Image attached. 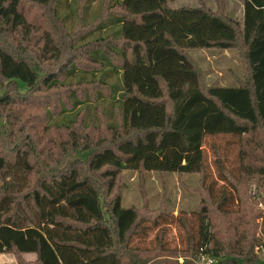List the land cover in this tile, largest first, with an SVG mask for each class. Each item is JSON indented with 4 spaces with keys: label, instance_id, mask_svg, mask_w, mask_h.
<instances>
[{
    "label": "trees",
    "instance_id": "trees-1",
    "mask_svg": "<svg viewBox=\"0 0 264 264\" xmlns=\"http://www.w3.org/2000/svg\"><path fill=\"white\" fill-rule=\"evenodd\" d=\"M62 1L68 6L66 25L59 19ZM109 1L105 15L95 14L96 25L78 32L82 45L76 52L97 66L66 61L64 76L59 34L27 13L33 5L50 8L59 30L58 19L74 25L69 1L0 0V36L17 37L23 54L37 46L41 57V63H32L0 44V105L13 101L6 90L10 82L53 89L78 75L77 82L85 83L82 96L70 94L72 109L85 107L81 124L75 127L71 118L55 123L75 127L57 144L65 157L57 155L52 138L42 148L31 140L18 144L13 157L0 150V253H35L38 264H160L153 248L133 243L145 229L140 225L147 214L140 211H152L147 204L124 206L118 182L127 171L198 173L207 197L197 212L198 233L182 218L187 239L182 264H201L203 257L210 260L205 264H264V209L258 208L264 207V0H243L242 23L202 5L173 8V0ZM240 39L244 74L238 84L206 85L191 51L232 49ZM93 100L101 102L106 126L86 124ZM4 116L13 122L10 112ZM213 135L239 142L237 172L213 144L218 169L240 199L238 209L224 208L226 192L215 199L206 183L203 142ZM213 205L233 214L219 228ZM44 240L51 256H43ZM157 241L155 249L163 250L161 233Z\"/></svg>",
    "mask_w": 264,
    "mask_h": 264
},
{
    "label": "rangeland",
    "instance_id": "rangeland-1",
    "mask_svg": "<svg viewBox=\"0 0 264 264\" xmlns=\"http://www.w3.org/2000/svg\"><path fill=\"white\" fill-rule=\"evenodd\" d=\"M68 1L69 5L71 4L70 9L73 11L72 15L74 17V25L72 26H64L62 22H59V19L64 23L67 20L65 15L68 13V6L63 1L59 4V30H56L57 26L54 23L50 8L30 6L27 17L33 19V21H39L42 26L47 27L48 25L49 27L47 28H49L50 32L59 34V46L61 50L59 68H61V71L66 61L69 62V66L80 64V66L85 68L95 67L97 65L89 63L76 52V47L82 45L77 41L79 37L78 32L83 34L96 25L93 21L95 14L100 17L105 15L110 1ZM169 5L173 8L202 5L210 8L212 11L222 12L224 15L237 19L240 23L244 21L243 0H173L169 2ZM85 6H88V8ZM75 16H77V19ZM0 44H4L8 49L18 54H23L21 50H18L19 43L15 36L13 38H2L0 36ZM41 44L39 43V46ZM26 49L27 52L23 54L24 56L30 58L32 63H41V57L38 54L39 48L37 46L31 45L26 47ZM244 51L243 41L240 39L239 45L236 48H197L193 49L191 54L197 61L202 80L206 85L233 86L238 84L236 78L244 74ZM51 65H54V63H51ZM60 74L65 76L63 71ZM78 77L77 75L71 79L73 83H69L63 77V85L53 89L42 87L41 90H32L23 84L19 87L13 82L7 83L6 90L12 96L13 101L10 105H0V117L4 120L3 124L0 125L1 152L13 157L18 144L20 145L23 142L31 140L32 143L34 142L42 148L43 146L47 147L48 140L52 138L55 142L53 149L57 155L65 157L63 155L64 152L59 150L57 144L59 141L68 138L70 130L72 131L78 123L81 124L82 116L85 114L84 105L82 104L72 109L73 104L70 99L71 91L74 90L78 92L79 96H82V86L85 83L77 82ZM4 91L1 90V92ZM89 103L92 106V110L90 111L92 116H87L86 124L89 127L94 125L106 126L107 118L101 102L93 100L89 101ZM62 109H65V111L60 114ZM8 112L14 118L12 123L4 119V115H7ZM69 118L76 119L75 127H58L55 124H66L69 122ZM77 131H80V129H77ZM97 133V131H94V134ZM213 144L218 146L228 169L237 172L239 142L230 135L207 136L203 142L207 185L212 187L215 199H219L226 192L228 198L223 206L224 208L230 210L238 209L240 199H237L231 185L225 181L218 169L216 162L217 154L213 148ZM118 184H120L118 187L119 191L124 186L123 191L121 190L124 206H137L141 208V206L147 204L149 210L152 211L151 215H149L148 210L140 211L143 217L147 214V217H145L147 218L146 221L140 225L145 229L142 232L139 231L140 233L137 236L134 235L133 243L140 247L153 248L152 255L155 256L156 262H161L160 264H182L184 262V258L182 257L183 251L187 246L186 228L182 223V218H185L192 225L193 230L198 233L197 212L203 197H207L200 187V174L179 175L177 173L158 174L151 172L140 175L137 172L127 171L125 177ZM212 208L214 210V222L218 228L225 220L233 217V214L217 211L214 205ZM258 208L264 209L263 204H259ZM159 212L163 215L158 217L156 223H154L151 219L159 214ZM257 221H262V219L259 218ZM160 233L164 237L165 246L163 250L155 249L158 243L157 237ZM43 244V256H51L52 251L50 246L45 240ZM0 264H38L37 255L35 253L21 254L18 252L0 253Z\"/></svg>",
    "mask_w": 264,
    "mask_h": 264
},
{
    "label": "built area",
    "instance_id": "built-area-1",
    "mask_svg": "<svg viewBox=\"0 0 264 264\" xmlns=\"http://www.w3.org/2000/svg\"><path fill=\"white\" fill-rule=\"evenodd\" d=\"M205 260H206V258L203 257L201 264H205V263L208 262V261L210 262V260H207V261H205Z\"/></svg>",
    "mask_w": 264,
    "mask_h": 264
},
{
    "label": "crops",
    "instance_id": "crops-1",
    "mask_svg": "<svg viewBox=\"0 0 264 264\" xmlns=\"http://www.w3.org/2000/svg\"><path fill=\"white\" fill-rule=\"evenodd\" d=\"M242 77V76H241ZM238 78V77H237Z\"/></svg>",
    "mask_w": 264,
    "mask_h": 264
}]
</instances>
